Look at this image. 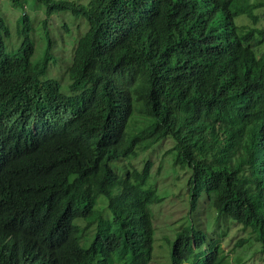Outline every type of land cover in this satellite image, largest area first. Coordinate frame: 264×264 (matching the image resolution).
<instances>
[{"label": "trees", "instance_id": "obj_1", "mask_svg": "<svg viewBox=\"0 0 264 264\" xmlns=\"http://www.w3.org/2000/svg\"><path fill=\"white\" fill-rule=\"evenodd\" d=\"M36 1L46 6L37 62L27 16L19 18L17 54L6 52L10 31L0 18V264H94L93 251L90 259L75 248L73 222L89 218L99 226L97 264H115L120 247L130 264H147L150 205L161 201L147 187L151 163L120 174L110 164L167 139L175 166L191 170L187 200L196 210L175 233L171 264H229L214 240L223 215L247 232L236 247L255 243L264 255V28L234 24L239 16L256 24L264 5ZM55 12L87 22L67 70L70 95L40 80ZM111 193L113 232L94 211L95 198Z\"/></svg>", "mask_w": 264, "mask_h": 264}, {"label": "rangeland", "instance_id": "obj_2", "mask_svg": "<svg viewBox=\"0 0 264 264\" xmlns=\"http://www.w3.org/2000/svg\"><path fill=\"white\" fill-rule=\"evenodd\" d=\"M21 1L23 2L24 0ZM72 1L84 4L88 0ZM254 2L264 3V0H254ZM24 6V11L30 18L32 26L37 29L38 25L45 19L46 6L36 0H26ZM21 10V7L12 6L9 0H0V18L5 20V23L13 33L17 28ZM257 14L260 16L259 27L264 28V10H258ZM236 22L249 23L247 19H241L240 17L236 19ZM86 29L87 23L81 16L76 17L68 12L55 13L48 18L51 55L54 58L43 78L57 81L60 92L66 95L69 93L67 69L76 42ZM13 39H16V44H10ZM32 39L35 48L32 59L37 61L41 59L42 50L44 49L39 30L33 32ZM18 43V39L13 34L7 42V52L10 54L16 52ZM263 50L264 46L261 47V51ZM171 146L172 142L170 139L164 140L148 151L141 153L131 162L136 169L140 170L145 161H150V177L147 187L152 186V189L156 191L157 200L158 198L161 199L156 205L150 206L152 223H154L155 228V246L158 248L162 245L160 248L155 249L150 264H170L169 256H167L168 250L167 247L164 249L163 243H171L174 233L189 225L196 215V210L190 209L187 200V182L191 171L187 167L180 169L178 166H173L175 152L168 151ZM118 166L121 168L124 163L119 161ZM117 172L121 173L118 169ZM102 199L106 200V198ZM99 200L100 205L102 200ZM202 203L203 200L200 201V204ZM85 224L84 222L80 223L81 226ZM217 235L221 238L220 247L223 249L224 254L227 255L229 264H241L242 260L244 264H264V255L258 252L259 246L257 244L247 242L241 247L235 246L242 237L247 236V232H242L241 227L232 224L225 215L219 219ZM116 254L121 255L125 260L129 258V252L124 247H120Z\"/></svg>", "mask_w": 264, "mask_h": 264}, {"label": "clouds", "instance_id": "obj_3", "mask_svg": "<svg viewBox=\"0 0 264 264\" xmlns=\"http://www.w3.org/2000/svg\"><path fill=\"white\" fill-rule=\"evenodd\" d=\"M66 1H69V0H66ZM70 1H72V0H70ZM89 1V0H88ZM87 1V2H88ZM25 2H26V0H24L22 3H23V8H22V10H21V14L19 15V18L21 17V16H23V15H25V16H27V18L29 19V21H30V18L28 17V15L25 13V11H24V8H25ZM76 2V1H75ZM87 2H85L84 4H86ZM79 3V2H78ZM253 3L254 4H256V5H259V4H261V5H264V3H256V2H254L253 1ZM80 4H82V3H80ZM46 10V9H45ZM261 10H264V8H261ZM55 13H62V12H55ZM55 13H53V14H55ZM69 13V12H68ZM53 14H51L50 15V17L53 15ZM255 16H257L258 17V21H257V23L256 24H251V21L248 19V18H246L245 16H239L241 19L242 18H244V19H247L248 21H249V23L248 24H246V25H248L247 27H255V28H257V29H261V27H259V22H260V16L257 14V13H255L254 14ZM49 17V18H50ZM238 17V18H239ZM238 18H236V19H238ZM1 19H3V18H1ZM45 19H46V14H45ZM45 19H43V20H45ZM48 19V18H47ZM84 21H85V19L84 18H82ZM236 19H235V21H234V24L236 25V26H241V24L242 23H240V22H236ZM4 20V19H3ZM5 21V20H4ZM18 22H19V19H18ZM86 22V21H85ZM5 23V22H4ZM30 23H31V21H30ZM42 23V22H41ZM41 23L38 25V27H37V29H35L33 26H32V23H31V27H32V32L30 33V37H31V39H32V34H33V32L35 31V30H39L40 31V34H41V37H42V40H43V46H44V48H45V42H44V39H43V36H42V32H41ZM87 23V22H86ZM6 24V23H5ZM19 24V23H18ZM7 25V24H6ZM8 26V25H7ZM8 28H9V26H8ZM17 28H18V25H17ZM17 28H16V30H15V32L13 33L11 30H10V28H9V31H10V37L14 34V36L18 39V41H19V43H18V47H17V50H16V52H14V54H17L18 52H19V49H20V46H21V42H20V39L17 37V35H16V31H17ZM87 30V29H86ZM86 32V31H85ZM84 32V33H85ZM47 33H48V38H49V31H47ZM81 37V36H80ZM79 37V38H80ZM10 39V38H9ZM8 39V40H9ZM8 40H6V45H7V42H8ZM50 40V39H49ZM32 41H33V39H32ZM78 41V40H77ZM16 44L17 43V41H16V39H13L11 42H10V44ZM76 44H77V42H76ZM33 45H34V43H33ZM50 47H51V43H50ZM34 51H35V48H34ZM43 51H44V49L42 50V56H43ZM6 52H7V50H6ZM13 54V53H12ZM50 54H51V49H50ZM34 55V54H33ZM72 57V56H71ZM32 58H33V56H32ZM42 58V57H41ZM53 58L54 57H52V55H51V60H50V62H49V64H48V68H49V65H50V63H52L53 62ZM37 61H39V60H37ZM37 61H33V59H32V62H37ZM71 61H72V59L70 60V64H71ZM69 64V65H70ZM69 67V66H68ZM48 68H47V70H46V72L48 71ZM68 70V69H67ZM46 74V73H45ZM45 76V75H44ZM43 76V77H44ZM43 77H41L40 78V80L42 81V80H46L47 78H43ZM67 77H68V73H67ZM51 80H53V79H51ZM68 80H69V78H68ZM55 81V80H54ZM57 82V81H56ZM58 83V82H57ZM69 83H70V81H69ZM69 83H68V85H69ZM66 95V94H65ZM67 95H70L69 93L67 94ZM154 147V146H153ZM153 147H151V148H153ZM150 148V149H151ZM169 151V150H168ZM138 156H139V154H138ZM137 156V157H138ZM136 157V158H137ZM135 158V159H136ZM175 158H176V156H175ZM134 159H123V158H120V159H118L117 161H115L114 163H112V164H110V166L112 167V168H116V169H118V170H121V169H126L125 171H131L132 169V167H134L133 165H132V161H133ZM119 161H122L123 163H124V166H126V168H123V167H119L118 166V162ZM174 161H175V159H174ZM173 166H175V164L173 163ZM180 169H183V168H185V167H180L179 165H177ZM135 168V167H134ZM189 169V168H188ZM190 170V169H189ZM124 171V170H123ZM191 171V170H190ZM191 176V175H190ZM149 177H150V173H149ZM190 179V178H189ZM148 186V185H147ZM149 187H151V188H153L152 186H149ZM155 188V187H154ZM153 191L156 193V191L153 189ZM156 195V194H155ZM102 198H106V200L105 199H102ZM114 195L111 193V194H108V195H98L96 198H95V202H94V211H95V213H97L99 216H100V219H101V223L102 222H104V221H106V222H109L110 223V226H111V228H112V232L114 231V227H113V219H112V216H111V212H110V210H109V208H108V205L109 204H113V202H114ZM99 199H101L102 200V202H101V204L99 205ZM157 203H159V200L157 201V202H155V203H153L154 205H156ZM152 204V205H153ZM152 205H150V206H152ZM99 209V210H98ZM98 210V211H97ZM151 211V210H150ZM152 214V213H151ZM82 222H84V223H86L84 226H81L80 225V223H82ZM74 225L75 226H77L78 227V229H79V242H78V244H75V248H76V251L77 252H79L80 254H83V255H85V256H88V257H90V259H91V255H90V252L91 251H93V253H94V255H95V258H96V261L94 262V264H97V261H98V259L101 257V254L100 253H98L97 251H96V249H95V247H94V244H93V236H94V233L97 231V229H98V227L99 226H97V223L96 222H92V220L89 218V219H87V220H82V219H76V220H74ZM77 223V224H76ZM152 226H153V231L155 230V228H154V223H152ZM179 231V230H178ZM177 232V231H176ZM175 232V233H176ZM175 233H174V236H173V240H172V242L171 243H163V246H164V249H165V247H167V250H168V252H167V256H169V259H170V264H171V249H172V244H173V242H174V239H175ZM87 236V238L85 239L84 238V236ZM219 237H218V235H217V231H216V235H215V237H214V240L215 239H218ZM155 242H154V234H153V244H152V251H151V254H150V261L149 262H147V264H150L151 263V260H152V256H153V253L155 252V249H158V248H160L162 245H160L158 248H156V246H155ZM204 247L205 246H202L201 247V249L203 250L204 249ZM205 249H206V247H205ZM118 250V249H117ZM116 250V251H117ZM116 253V252H115ZM35 257H34V259L35 260H37L38 259V256H41V255H34ZM115 264H130V253H129V258H128V260H125L124 259V257H121L120 259L119 258H117V260H115Z\"/></svg>", "mask_w": 264, "mask_h": 264}]
</instances>
